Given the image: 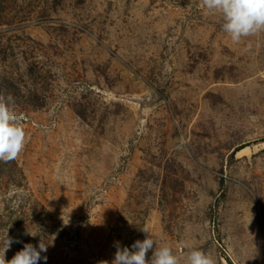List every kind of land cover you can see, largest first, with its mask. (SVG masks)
Masks as SVG:
<instances>
[{
  "label": "rangeland",
  "instance_id": "374dc122",
  "mask_svg": "<svg viewBox=\"0 0 264 264\" xmlns=\"http://www.w3.org/2000/svg\"><path fill=\"white\" fill-rule=\"evenodd\" d=\"M0 94L26 132L6 260L43 238L38 264H112L147 228L264 264V32L233 43L201 0H0Z\"/></svg>",
  "mask_w": 264,
  "mask_h": 264
},
{
  "label": "clouds",
  "instance_id": "9594fccd",
  "mask_svg": "<svg viewBox=\"0 0 264 264\" xmlns=\"http://www.w3.org/2000/svg\"><path fill=\"white\" fill-rule=\"evenodd\" d=\"M201 5L220 17L222 31L233 43H240L244 38L264 32V0H201ZM14 103L13 96L0 94V162L3 163L17 159L26 145L22 119L11 107ZM141 230L146 233L145 239L136 240L131 250L115 242L116 252L112 264H217L210 253L192 245L182 244L181 247L186 251L182 258L178 257L169 244H158L149 229ZM28 234L32 235L30 232ZM19 242L6 233L4 249L0 251V264H38L42 259L46 262L47 256L41 255L48 250L43 238L38 246L25 243L10 260H6L5 252L12 243ZM102 264L108 262L103 261Z\"/></svg>",
  "mask_w": 264,
  "mask_h": 264
}]
</instances>
